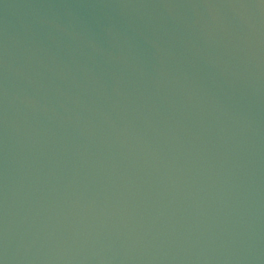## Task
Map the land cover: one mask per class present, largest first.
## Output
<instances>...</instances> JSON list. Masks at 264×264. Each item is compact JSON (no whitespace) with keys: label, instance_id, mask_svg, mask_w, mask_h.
Returning a JSON list of instances; mask_svg holds the SVG:
<instances>
[{"label":"water","instance_id":"water-1","mask_svg":"<svg viewBox=\"0 0 264 264\" xmlns=\"http://www.w3.org/2000/svg\"><path fill=\"white\" fill-rule=\"evenodd\" d=\"M0 264H264V0H0Z\"/></svg>","mask_w":264,"mask_h":264}]
</instances>
